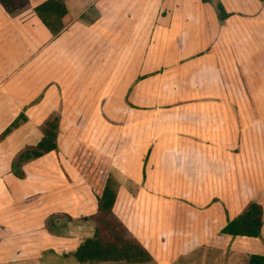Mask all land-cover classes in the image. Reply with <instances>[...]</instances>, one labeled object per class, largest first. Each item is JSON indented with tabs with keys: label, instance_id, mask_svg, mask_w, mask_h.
Segmentation results:
<instances>
[{
	"label": "crops",
	"instance_id": "1",
	"mask_svg": "<svg viewBox=\"0 0 264 264\" xmlns=\"http://www.w3.org/2000/svg\"><path fill=\"white\" fill-rule=\"evenodd\" d=\"M28 1L0 5V264H82L97 200L69 162L80 143L108 161L114 213L152 264L264 256L263 0H63L57 35L35 12L48 0ZM51 116L58 149L18 177ZM252 202L261 235L222 233Z\"/></svg>",
	"mask_w": 264,
	"mask_h": 264
},
{
	"label": "trees",
	"instance_id": "2",
	"mask_svg": "<svg viewBox=\"0 0 264 264\" xmlns=\"http://www.w3.org/2000/svg\"><path fill=\"white\" fill-rule=\"evenodd\" d=\"M28 4V0H0V5L9 15L24 9ZM216 10L219 20L225 22L228 14L223 6L216 5ZM35 12L54 35L61 32L69 21L63 0H48L37 6ZM11 130L12 128H9L4 136ZM41 130L42 140L35 146L25 148L15 160L13 170L18 177H22V165L58 149L59 118L51 116L41 126ZM69 162L97 200V210L89 217L94 225V234L86 238L70 256L82 264L106 262L152 264L153 256L114 213L118 186L108 161L101 158L91 146L80 143L72 153ZM262 226V207L252 202L236 218L228 222L222 229V233L232 236L259 237ZM248 264H264V256L251 255Z\"/></svg>",
	"mask_w": 264,
	"mask_h": 264
}]
</instances>
